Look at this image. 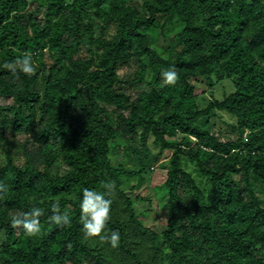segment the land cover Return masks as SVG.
Instances as JSON below:
<instances>
[{"label": "trees", "instance_id": "1", "mask_svg": "<svg viewBox=\"0 0 264 264\" xmlns=\"http://www.w3.org/2000/svg\"><path fill=\"white\" fill-rule=\"evenodd\" d=\"M25 52L36 72L17 78L3 65ZM197 78L233 91L200 108ZM0 151V264H264V0H0ZM156 169L157 201L132 196ZM109 180L116 248L80 222L82 190ZM56 200L67 226L48 223ZM33 207L38 237L9 215Z\"/></svg>", "mask_w": 264, "mask_h": 264}, {"label": "clouds", "instance_id": "2", "mask_svg": "<svg viewBox=\"0 0 264 264\" xmlns=\"http://www.w3.org/2000/svg\"><path fill=\"white\" fill-rule=\"evenodd\" d=\"M5 69L19 77V73L24 75H34L36 65L31 52H25L15 58L12 62L3 65ZM165 84L174 85L179 76L175 68H170L162 73ZM102 191L84 188L82 198L79 203L80 222L86 238H98L100 242L110 244L116 248L120 243V233L118 231L105 230L111 220L112 197L115 193V181H104L101 184ZM7 187L0 183V193L6 192ZM52 215L48 217V223L59 227L67 226L71 223L70 214L67 210L62 211L58 200L51 203ZM11 225L14 228H22L28 237H38L42 234L40 217L44 215V210L33 207L31 212H20L19 210L9 213Z\"/></svg>", "mask_w": 264, "mask_h": 264}, {"label": "rangeland", "instance_id": "3", "mask_svg": "<svg viewBox=\"0 0 264 264\" xmlns=\"http://www.w3.org/2000/svg\"><path fill=\"white\" fill-rule=\"evenodd\" d=\"M111 32V31H110ZM128 68H124L120 71L121 74H124L127 72ZM130 72V71H129ZM192 84L195 86V92L199 96V105L200 108H205L210 101L213 99H219L221 100L224 96V94L230 93L233 91V87L231 84L228 83H222L220 85H217L215 88H209L208 83L206 79L204 78H197L191 80ZM135 92L141 91L139 88H136L134 90ZM2 103H5L3 100H1ZM211 123L214 126V132L216 134H219L222 139L226 138H233L234 134L233 131V125L236 124V120L231 117L229 114L225 112H218L217 116H213L211 118ZM27 136L19 135L17 138L9 139L7 141V144L14 150L15 155L18 159H21V149L18 145L19 141L27 140ZM152 138H149L148 143H151ZM135 145L140 146L139 139L135 140L133 142ZM154 151H157V149L153 148ZM171 155V152L166 151L163 155L164 159L168 158ZM122 159V155L119 153H114L112 155V161L118 160L120 161ZM5 160L4 154L0 151V163H3ZM165 171L156 169L155 173L153 174V177L150 181L146 182L141 188L135 189L131 191L132 196H141L144 199L147 200H153L154 202L157 201V193L156 190H154L155 186H161L165 179ZM140 209L145 208V204L139 203ZM166 216L162 211L159 209H156L154 206L153 208L148 211V218L146 219L145 223L146 225L152 227L153 229L159 231L163 228V225L165 224ZM1 240V237H0Z\"/></svg>", "mask_w": 264, "mask_h": 264}]
</instances>
